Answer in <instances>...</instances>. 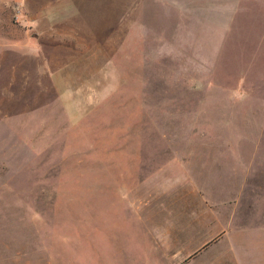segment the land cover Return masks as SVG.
<instances>
[{"label":"rangeland","instance_id":"obj_1","mask_svg":"<svg viewBox=\"0 0 264 264\" xmlns=\"http://www.w3.org/2000/svg\"><path fill=\"white\" fill-rule=\"evenodd\" d=\"M0 264H264V0H0Z\"/></svg>","mask_w":264,"mask_h":264},{"label":"crops","instance_id":"obj_2","mask_svg":"<svg viewBox=\"0 0 264 264\" xmlns=\"http://www.w3.org/2000/svg\"><path fill=\"white\" fill-rule=\"evenodd\" d=\"M198 238H199V236H198Z\"/></svg>","mask_w":264,"mask_h":264}]
</instances>
